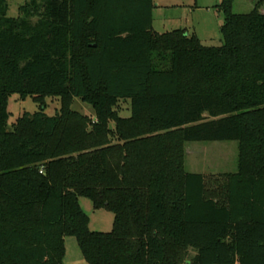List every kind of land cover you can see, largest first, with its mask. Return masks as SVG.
Returning a JSON list of instances; mask_svg holds the SVG:
<instances>
[{
    "label": "trees",
    "instance_id": "16d2710c",
    "mask_svg": "<svg viewBox=\"0 0 264 264\" xmlns=\"http://www.w3.org/2000/svg\"><path fill=\"white\" fill-rule=\"evenodd\" d=\"M233 2L205 46L155 31L153 0H25L17 17L0 0V264H63L66 237L87 264H264V12ZM13 94L38 109L9 127ZM212 141L239 153L209 188L185 144ZM80 197L111 231L89 229Z\"/></svg>",
    "mask_w": 264,
    "mask_h": 264
},
{
    "label": "rangeland",
    "instance_id": "374dc122",
    "mask_svg": "<svg viewBox=\"0 0 264 264\" xmlns=\"http://www.w3.org/2000/svg\"><path fill=\"white\" fill-rule=\"evenodd\" d=\"M152 28L157 32L182 29L194 34L205 46H221L223 38L220 33L221 17L215 9L220 0H153ZM7 15L19 16V7L25 0H6ZM257 2L259 10L264 11V0H234L232 10L237 14L250 12ZM60 108V100L55 97L45 99V113L54 115ZM71 108L91 118L93 109L79 98H74ZM8 126L24 112H34L38 106L32 98L21 100L13 94L8 99ZM119 116L127 117L130 113L129 101L121 100L116 106ZM111 126L114 124L111 123ZM239 145L236 141L187 142L185 144L184 167L187 172L200 173L209 177V188L213 180L224 173H233L237 168ZM79 203L89 216V229L92 231L109 232L112 229L114 215L106 209H95L91 201L80 197ZM65 256L63 264H87L80 252L74 237L65 238ZM194 252H190L193 255Z\"/></svg>",
    "mask_w": 264,
    "mask_h": 264
},
{
    "label": "crops",
    "instance_id": "0c3cea01",
    "mask_svg": "<svg viewBox=\"0 0 264 264\" xmlns=\"http://www.w3.org/2000/svg\"><path fill=\"white\" fill-rule=\"evenodd\" d=\"M154 6H155V3H154ZM152 12H153V9H152ZM262 12H264V11H262ZM152 17H153V14H152ZM152 23H153V19H152ZM167 31H168V30H167ZM189 32H190V31H188L187 34H190ZM194 34H195V33H194ZM198 37H199V36H198Z\"/></svg>",
    "mask_w": 264,
    "mask_h": 264
},
{
    "label": "built area",
    "instance_id": "2783aa9c",
    "mask_svg": "<svg viewBox=\"0 0 264 264\" xmlns=\"http://www.w3.org/2000/svg\"><path fill=\"white\" fill-rule=\"evenodd\" d=\"M40 172H42V171L40 170Z\"/></svg>",
    "mask_w": 264,
    "mask_h": 264
}]
</instances>
